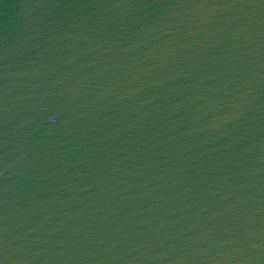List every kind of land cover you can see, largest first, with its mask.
<instances>
[{"label":"water","instance_id":"water-1","mask_svg":"<svg viewBox=\"0 0 264 264\" xmlns=\"http://www.w3.org/2000/svg\"><path fill=\"white\" fill-rule=\"evenodd\" d=\"M0 264H264V0H0Z\"/></svg>","mask_w":264,"mask_h":264}]
</instances>
